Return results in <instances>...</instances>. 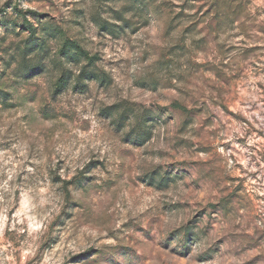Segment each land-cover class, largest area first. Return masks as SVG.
I'll return each instance as SVG.
<instances>
[{
  "label": "rangeland",
  "instance_id": "1",
  "mask_svg": "<svg viewBox=\"0 0 264 264\" xmlns=\"http://www.w3.org/2000/svg\"><path fill=\"white\" fill-rule=\"evenodd\" d=\"M229 1L0 0V264H264V0Z\"/></svg>",
  "mask_w": 264,
  "mask_h": 264
},
{
  "label": "trees",
  "instance_id": "2",
  "mask_svg": "<svg viewBox=\"0 0 264 264\" xmlns=\"http://www.w3.org/2000/svg\"><path fill=\"white\" fill-rule=\"evenodd\" d=\"M229 2H230L229 0H218L217 3H220V4L228 7L229 6ZM23 22H25L23 26L26 28V30L29 32V34H31V35L34 34L35 29H34L33 25L31 23H29L26 18L24 19ZM9 24L13 26L15 24V21H11L9 19L8 20L7 19H3L2 23H1V26L7 27ZM65 45H67V47H68L67 48L68 49L67 52L74 51L75 53H78L80 55L83 54L81 46L78 45L77 43L72 41L70 43L66 42V44H64V47H65ZM58 83H59V85L57 87V91H59L60 89L63 88V86L65 84V81L60 80ZM173 106L175 108L179 109L181 112L187 114V115H189V113H190V111L186 107H184V106H182V105H180L178 103H174Z\"/></svg>",
  "mask_w": 264,
  "mask_h": 264
}]
</instances>
